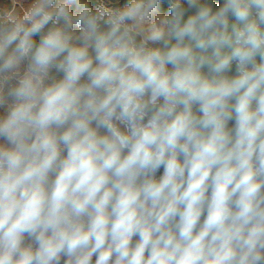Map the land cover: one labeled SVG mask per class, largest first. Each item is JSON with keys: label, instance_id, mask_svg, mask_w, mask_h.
Listing matches in <instances>:
<instances>
[{"label": "clouds", "instance_id": "obj_1", "mask_svg": "<svg viewBox=\"0 0 264 264\" xmlns=\"http://www.w3.org/2000/svg\"><path fill=\"white\" fill-rule=\"evenodd\" d=\"M0 264H264V0H7Z\"/></svg>", "mask_w": 264, "mask_h": 264}, {"label": "rangeland", "instance_id": "obj_2", "mask_svg": "<svg viewBox=\"0 0 264 264\" xmlns=\"http://www.w3.org/2000/svg\"><path fill=\"white\" fill-rule=\"evenodd\" d=\"M7 0H4V1H2V3H1V7L2 6H7V2H6Z\"/></svg>", "mask_w": 264, "mask_h": 264}, {"label": "crops", "instance_id": "obj_3", "mask_svg": "<svg viewBox=\"0 0 264 264\" xmlns=\"http://www.w3.org/2000/svg\"><path fill=\"white\" fill-rule=\"evenodd\" d=\"M2 1H4V0H0V7H1V3H2ZM7 2V1H6Z\"/></svg>", "mask_w": 264, "mask_h": 264}, {"label": "trees", "instance_id": "obj_4", "mask_svg": "<svg viewBox=\"0 0 264 264\" xmlns=\"http://www.w3.org/2000/svg\"><path fill=\"white\" fill-rule=\"evenodd\" d=\"M161 173H162V169H161ZM160 173H158V175H159Z\"/></svg>", "mask_w": 264, "mask_h": 264}]
</instances>
